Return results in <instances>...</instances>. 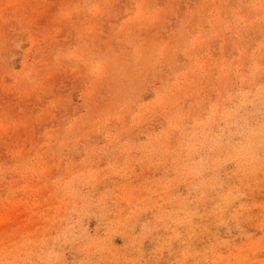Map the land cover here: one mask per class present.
<instances>
[{"label":"rangeland","instance_id":"obj_1","mask_svg":"<svg viewBox=\"0 0 264 264\" xmlns=\"http://www.w3.org/2000/svg\"><path fill=\"white\" fill-rule=\"evenodd\" d=\"M0 264H264V0H0Z\"/></svg>","mask_w":264,"mask_h":264}]
</instances>
